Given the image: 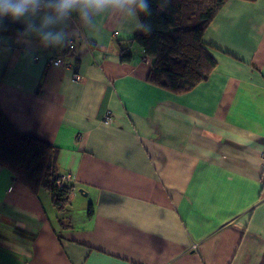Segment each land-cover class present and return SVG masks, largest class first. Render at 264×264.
<instances>
[{
  "label": "crops",
  "instance_id": "1",
  "mask_svg": "<svg viewBox=\"0 0 264 264\" xmlns=\"http://www.w3.org/2000/svg\"><path fill=\"white\" fill-rule=\"evenodd\" d=\"M22 30L0 32V108L58 149L71 193L59 212L0 166V264H264V0L223 4L203 36L216 66L185 93L148 82L140 32L55 50Z\"/></svg>",
  "mask_w": 264,
  "mask_h": 264
},
{
  "label": "trees",
  "instance_id": "2",
  "mask_svg": "<svg viewBox=\"0 0 264 264\" xmlns=\"http://www.w3.org/2000/svg\"><path fill=\"white\" fill-rule=\"evenodd\" d=\"M229 0H170L159 10L152 0L153 15L145 19L153 25L150 35L142 33L131 42L153 59L148 82L176 93L190 91L196 84L208 80L216 61L203 44L204 33L219 9ZM254 2L256 0H242ZM22 27L4 21L0 32L15 35ZM122 50V60L130 55ZM58 149L25 135L16 129L0 108V166L9 169L18 180L35 193L46 189L54 208L63 212L71 187L55 184ZM92 212L89 211V215Z\"/></svg>",
  "mask_w": 264,
  "mask_h": 264
},
{
  "label": "clouds",
  "instance_id": "3",
  "mask_svg": "<svg viewBox=\"0 0 264 264\" xmlns=\"http://www.w3.org/2000/svg\"><path fill=\"white\" fill-rule=\"evenodd\" d=\"M164 10L170 0H156ZM152 0H0V22H21L18 42L29 47L33 41L43 49L70 46L81 31L100 34L106 24L117 31L150 35L153 25ZM60 60L53 67H59Z\"/></svg>",
  "mask_w": 264,
  "mask_h": 264
},
{
  "label": "built area",
  "instance_id": "4",
  "mask_svg": "<svg viewBox=\"0 0 264 264\" xmlns=\"http://www.w3.org/2000/svg\"><path fill=\"white\" fill-rule=\"evenodd\" d=\"M115 34H117V32H115ZM69 48H73V45H70ZM57 60H60L59 67H65L66 66L65 61L63 59H61V58H51L49 60V63L51 65H53L54 62H56ZM111 120L112 119H111V116L110 115H106L104 117V123L105 124H110L111 123ZM69 182H70V178L66 174H62V175H57L56 174L55 175V184L58 185L59 187H63V186H68L69 187L70 186ZM195 247H196V245H192V248H195Z\"/></svg>",
  "mask_w": 264,
  "mask_h": 264
}]
</instances>
